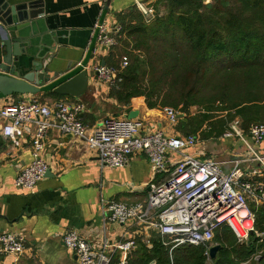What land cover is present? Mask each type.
I'll use <instances>...</instances> for the list:
<instances>
[{
  "label": "crops",
  "instance_id": "0c3cea01",
  "mask_svg": "<svg viewBox=\"0 0 264 264\" xmlns=\"http://www.w3.org/2000/svg\"><path fill=\"white\" fill-rule=\"evenodd\" d=\"M8 1L18 4L38 0ZM141 1L151 5L155 2ZM39 2L42 13L38 18L39 25L34 24L33 29L37 34L47 32L49 38L54 40L53 51L58 56L49 64L50 69L67 72L85 58L107 0ZM135 4V0H112L104 21L112 27L120 26L117 13ZM164 12L165 8L161 7V13ZM1 40L0 29V50ZM115 51L114 46L107 48L96 44L88 63L89 87L82 95H59L53 91L15 94L0 98V109L10 103L34 100L54 109L58 101L80 100L86 105L81 115L89 130L88 134L108 116L129 118L130 112L136 111L137 116L134 118L144 122L145 132L161 130L166 134L182 135L176 127L180 118L173 123L164 108H149L144 96L134 97L129 105H125L110 94L114 84L99 78L95 67L103 65L104 61L106 66H112L111 58ZM4 124L5 120L0 116V233L11 232L22 236L25 251L18 259L11 254L0 255V264H79L77 254L64 243V234L68 230L78 231L95 249L104 243H118L127 237H133L136 241L142 238L150 244L153 233H160L151 224L152 220L157 219L156 213L147 221L131 219L120 223L111 219L110 212L104 210L102 199L127 204L144 203L151 184L164 181L172 167L162 173L157 172L148 157L140 152L133 155L126 167L104 166L85 137L62 134L51 128L42 151L48 163L46 176L34 191L22 189L16 186L15 179L19 171L33 159L35 126L26 125L20 133L9 137L3 132ZM199 138L198 145L190 149L198 157H216L227 168H231L237 159L250 158L249 154L245 155L246 149L237 139L223 138V135L210 139L199 135ZM212 140H216L217 145L210 144ZM260 148L264 151V144ZM243 164H248V161L245 160ZM253 166L249 164L248 169ZM258 180L264 183V178L257 177ZM251 205L255 212L264 206L254 200H251Z\"/></svg>",
  "mask_w": 264,
  "mask_h": 264
},
{
  "label": "trees",
  "instance_id": "16d2710c",
  "mask_svg": "<svg viewBox=\"0 0 264 264\" xmlns=\"http://www.w3.org/2000/svg\"><path fill=\"white\" fill-rule=\"evenodd\" d=\"M153 7L152 18L136 4L117 13L110 94L121 104L144 96L149 108L185 113L176 125L184 136L219 138L237 117L245 129L264 122V0H155ZM125 52L130 60L122 68ZM256 229L264 233V206L256 209ZM163 239L137 238L129 264H264V235L238 242L227 225L215 233L222 246L214 259L207 243L171 249Z\"/></svg>",
  "mask_w": 264,
  "mask_h": 264
},
{
  "label": "built area",
  "instance_id": "2783aa9c",
  "mask_svg": "<svg viewBox=\"0 0 264 264\" xmlns=\"http://www.w3.org/2000/svg\"><path fill=\"white\" fill-rule=\"evenodd\" d=\"M140 11L148 18L155 14L149 3L135 0ZM100 27L99 44L111 48L117 44L116 33L121 26H111L107 22ZM128 65L123 57L121 67ZM95 69L102 80L114 84L115 67L97 65ZM86 105L83 101H58L54 109L39 101L10 103L0 109L5 120L3 132L14 137L24 126L34 125L33 159L23 167L16 179L17 187L34 191L48 171V163L42 156L49 129L85 137L89 147L96 151L104 166L121 168L129 165L133 155L144 153L157 172L172 167L169 176L161 183H153L147 200L134 204L102 199L104 210L110 212L111 219L125 223L131 219L147 221L156 213L151 224L164 237V244L171 249L185 243L216 244V231L223 225H230L241 241H248L251 234L261 238L263 232L256 229V212L251 200L264 205V122L252 123L243 128L239 117L233 119L224 132L223 138L237 139L246 149L250 158L237 159L231 168L216 157L201 158L190 149L200 142L199 135L166 134L161 130L145 132L144 122L137 118L108 116L88 134L82 113ZM169 119L174 123L180 111L165 107ZM247 160L248 164L244 165ZM250 160V162H249ZM254 165L250 170L248 165ZM24 238L18 234L0 233V255L11 254L18 259L25 251ZM65 246L75 252L79 264H129V254L136 247V240L127 237L118 243H104L99 249L85 240L76 230L64 234ZM119 251V253H118Z\"/></svg>",
  "mask_w": 264,
  "mask_h": 264
},
{
  "label": "water",
  "instance_id": "95a60500",
  "mask_svg": "<svg viewBox=\"0 0 264 264\" xmlns=\"http://www.w3.org/2000/svg\"><path fill=\"white\" fill-rule=\"evenodd\" d=\"M111 1L107 0L102 19L99 20L100 25L104 22ZM208 1L205 0V2ZM39 7V0L18 4L0 0L2 32L0 98L47 91H53L59 95L80 96L89 87L90 66L88 63L98 42L100 27L95 28L86 56L80 64L67 72L52 71L49 64L58 56L57 52L53 51L54 40L49 38L50 34L47 32L37 34L33 29L35 25H39L38 18L42 13ZM55 41L58 42L57 38ZM96 73L99 72L96 71ZM136 116V111H131L129 114V118ZM184 116L185 113L178 114V118ZM221 246L220 243L211 246L209 250L211 259L216 257ZM151 264H156V260H153Z\"/></svg>",
  "mask_w": 264,
  "mask_h": 264
},
{
  "label": "rangeland",
  "instance_id": "374dc122",
  "mask_svg": "<svg viewBox=\"0 0 264 264\" xmlns=\"http://www.w3.org/2000/svg\"><path fill=\"white\" fill-rule=\"evenodd\" d=\"M121 30V29H120ZM119 30V31H120ZM117 34V33H116ZM117 40V39H116ZM128 51H133V46L131 47V45H128ZM124 54V55H123ZM123 54H121L122 55V57H121V55H119V57H121V59H122V61H123V57H127V59H128V62H129V60H130V56H129V54H127L126 52L125 53H123ZM126 54V55H125ZM167 107H171V106H167ZM192 111L193 112H195L196 111V108L195 107H193L192 108ZM213 138V137H212ZM216 143V145H217V141L215 140H212L211 142H210V144H215ZM209 144V145H210ZM215 146V145H214ZM227 226H229L231 229H232V231H233V233L235 234V236L237 237V240H238V242H247V241H245V240H243V241H241L240 239H239V236L237 235V233H236V231L230 226V225H227ZM250 237V236H249ZM249 240V239H248ZM209 264H211V260H209Z\"/></svg>",
  "mask_w": 264,
  "mask_h": 264
}]
</instances>
